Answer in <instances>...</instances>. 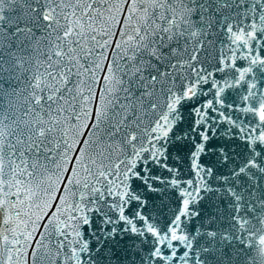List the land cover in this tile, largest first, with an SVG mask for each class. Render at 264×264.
Wrapping results in <instances>:
<instances>
[{"label": "snow or ice", "instance_id": "1", "mask_svg": "<svg viewBox=\"0 0 264 264\" xmlns=\"http://www.w3.org/2000/svg\"><path fill=\"white\" fill-rule=\"evenodd\" d=\"M0 264H264V0H0Z\"/></svg>", "mask_w": 264, "mask_h": 264}]
</instances>
